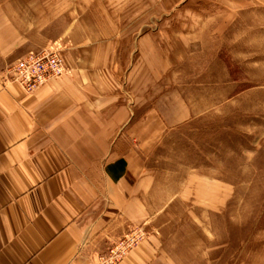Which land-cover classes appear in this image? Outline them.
<instances>
[{"label":"rangeland","instance_id":"374dc122","mask_svg":"<svg viewBox=\"0 0 264 264\" xmlns=\"http://www.w3.org/2000/svg\"><path fill=\"white\" fill-rule=\"evenodd\" d=\"M12 3L20 54L119 43L111 72L144 74L171 112L185 100L147 153L149 225L171 261L264 264V0Z\"/></svg>","mask_w":264,"mask_h":264},{"label":"crops","instance_id":"0c3cea01","mask_svg":"<svg viewBox=\"0 0 264 264\" xmlns=\"http://www.w3.org/2000/svg\"><path fill=\"white\" fill-rule=\"evenodd\" d=\"M13 7L0 0V264H104L134 227L148 235L117 264H175L149 225L147 153L191 115L185 100L171 112L144 74L111 72L119 43L70 46L68 74L33 93L6 83L32 47Z\"/></svg>","mask_w":264,"mask_h":264},{"label":"built area","instance_id":"2783aa9c","mask_svg":"<svg viewBox=\"0 0 264 264\" xmlns=\"http://www.w3.org/2000/svg\"><path fill=\"white\" fill-rule=\"evenodd\" d=\"M69 72L63 52L58 43L40 50H32L5 68L3 79L21 86L27 93H33L55 78ZM147 236L143 227L131 231L101 257L104 264H117L137 247Z\"/></svg>","mask_w":264,"mask_h":264}]
</instances>
